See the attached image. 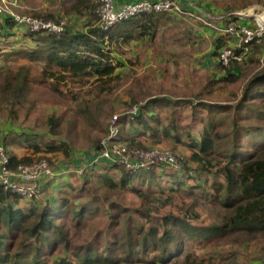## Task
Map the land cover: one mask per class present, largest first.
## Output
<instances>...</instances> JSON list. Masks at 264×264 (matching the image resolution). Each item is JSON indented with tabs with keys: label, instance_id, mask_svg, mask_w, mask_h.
Instances as JSON below:
<instances>
[{
	"label": "trees",
	"instance_id": "obj_1",
	"mask_svg": "<svg viewBox=\"0 0 264 264\" xmlns=\"http://www.w3.org/2000/svg\"><path fill=\"white\" fill-rule=\"evenodd\" d=\"M65 1V7L60 11L48 8L27 12L37 18L66 20L65 30L61 33L24 28L26 37L33 42L32 46L12 47V36L20 25L10 13H0V47L8 50L3 53L7 58L16 54V57L31 62H41L43 81L54 88L67 79L80 85L99 81L95 93L98 99L103 94L108 95L111 82L120 77L115 72L123 62L114 55L115 46L154 39L163 19L171 12L140 13L119 20L110 29L104 30L97 25L100 0ZM179 4L183 12L190 9L210 32L207 36L213 40L212 56L216 68L208 73L211 81L245 78L240 99L229 104L205 101L201 92L195 99H169L157 95L142 102L139 113L134 117L122 115L119 118L120 139L124 136L122 141L129 147L150 148L138 141V137L142 136H163L179 143L186 136V145L191 153L180 158L183 161L181 172L161 165L157 170L133 173L117 164L100 168L102 172L95 174L96 170L85 171L88 174L86 182L90 181V176H97L108 188L136 194L140 207L128 208L123 202L113 201L111 206L114 211L110 212L107 227L98 229L92 239L82 244L74 240L70 223L77 231L82 230L88 224L85 219L99 210L93 202L78 205L71 201L76 198L75 195H61L52 199H49L50 196L41 205L37 199L24 198L0 185V264H206V257L196 252L194 244H211L234 233H242L249 238L264 234V39L259 44L250 45L253 56L247 54L242 61L231 59L228 65H224L220 60L221 52L231 47L235 40L225 30L233 18H201L199 15L202 13L189 1L179 0ZM197 6L213 16L229 12H217L203 4ZM74 18H86L87 22L79 28L75 26ZM213 26L220 30L216 31ZM199 33L205 37L204 32ZM252 66L255 70L252 69L254 72L249 76L247 71ZM28 71L24 65L16 72L7 66L2 90L26 94L34 85ZM52 78L55 81L52 82ZM207 86V93L213 92ZM93 90L91 88L89 92ZM73 99L78 100L79 96L74 93ZM136 101L141 102L132 97L126 103ZM188 108L197 110L193 113V120H199L201 130L194 127L192 130L190 124H183L182 118L177 117L182 109ZM106 111L104 109L103 113ZM163 111L169 112L166 125L160 119ZM107 114L112 115V111ZM58 121L59 117L50 119L52 137L60 134L55 130ZM126 130L128 134H125ZM15 132L12 130L0 137V145L8 148L17 143L26 149L24 154L9 149L12 167L47 159L55 168L53 165L56 162L50 155L61 152L67 162L56 166V175L43 184L44 193L45 188L54 182L62 186L61 182L65 181L66 190L76 188L71 181L67 182V178L80 156L78 151L72 149L69 143L59 141L61 139ZM148 132H152V136ZM158 177L170 182V187L163 186ZM137 182L147 185L146 190H142L144 187ZM178 188L197 193L208 201H216L226 214L217 224L202 223L194 203L184 208L176 205L174 198L165 199V194L178 192ZM78 189L84 191L83 185ZM169 203L171 208L168 209ZM128 211H135L142 220L128 222L122 228L120 215ZM112 227L119 229L112 233L109 230ZM220 254L218 258L210 256L208 264H237L234 253L228 256Z\"/></svg>",
	"mask_w": 264,
	"mask_h": 264
},
{
	"label": "rangeland",
	"instance_id": "obj_2",
	"mask_svg": "<svg viewBox=\"0 0 264 264\" xmlns=\"http://www.w3.org/2000/svg\"><path fill=\"white\" fill-rule=\"evenodd\" d=\"M63 1L65 0H6V3H1V5L4 9L3 13L8 14L9 11H12L20 15L32 16L27 12L33 9L51 8L60 11L65 7ZM184 1L194 2L197 5L203 4L217 12L233 10L243 11L241 13L248 15L250 10V13H264V0ZM65 2L68 4L67 1ZM170 13L169 16L163 17V22L154 39L132 41L128 44L115 46V48L112 46L114 55L123 64L115 72V74L119 73L120 77H116L111 82L109 94L101 95V99L95 98L99 81L80 85L77 81L67 79L58 83L59 87L55 86L54 88L51 84H47L48 82L43 81L41 62H31L20 58V56L16 57V54L9 55L11 57L7 58L5 57L7 55L3 53L8 50L0 47V137H4L12 130L16 131L15 133H29L30 136H34L31 134L35 133L55 140L61 139L59 141L69 143L72 149L78 151L80 155L71 168L73 170H70L71 175H78V177L68 178L76 188L66 190L65 182H61L62 186H58L54 182L52 186L45 188L43 196L37 199L43 205L50 196L49 199L54 196L68 195L72 197L75 195L76 198L71 200L73 203L81 205L93 202L99 208L95 215L85 219L88 224L83 226L82 230L77 231L70 223L73 238L78 243L82 244L92 239L98 229L107 227L111 217L110 212L114 211L111 206L113 201L123 202L128 208L140 207V199L136 194L130 191L120 192L118 188H108L101 183L97 176H90V181L87 180V182L85 179L88 177L85 171L94 169L90 167L93 150L108 130L109 120L115 113H122L131 105L126 103L130 101V98L135 97L138 101L144 102L157 95H164L169 99L177 97L195 99V96L201 92L204 93L202 99L205 101L231 104L239 100L242 95L245 83L243 77L237 81L221 80L215 83L211 81L212 77L208 73L210 71L212 73L216 69L215 59L212 56L214 45L211 36H207L210 35V32L203 27V23L191 13L190 9L180 15ZM194 13L196 14L195 11ZM73 22L76 27L81 28L87 19L74 18ZM23 30L20 29V32L24 34L23 37L21 33H18V30L12 36L11 43L14 44L12 47L26 46L22 45L23 41L26 43L31 41L33 44L32 40L28 39L29 37L26 38V29ZM199 32H204L205 37L201 36ZM247 54L253 56V51L250 49ZM249 55L248 57H250ZM22 65L28 67V74L34 85L28 89L26 94L22 95L4 92L1 84L4 80L6 67L10 66L16 72ZM252 69L255 70L252 66L247 71V73L250 72L249 76L254 72ZM53 81L55 78H52ZM206 86L208 89L212 88L213 92L207 93ZM91 88L94 89L93 92H89ZM74 93L79 96L78 100L73 99ZM104 109L107 110L105 114L103 113ZM87 110L88 112H86ZM110 110L112 115L108 116L107 113ZM185 110L182 109L178 114L182 118L181 121L183 122L184 119L185 123L192 126V130L194 128L201 130L199 120H193V113L197 110L194 108ZM168 115V111L162 112L160 119L163 123L169 121ZM54 116L59 117L55 130L60 134L52 137L49 124L50 119ZM185 138L187 137L182 138L180 143L162 140L159 146L175 151L179 158H185L191 153ZM8 148L15 149L20 154L26 152V149L17 143L9 145ZM50 156L56 162V165H53L55 168L67 162L61 152ZM181 162H183L182 159ZM76 168H83L84 175L80 176V173L76 172ZM158 180L162 181L163 186L170 187V182H165L160 177ZM137 184L144 187L142 190H146L147 185L143 186L139 182ZM80 185H83L84 191L78 189ZM53 188L54 190H52ZM92 195L95 196L92 197ZM164 196L167 200L174 198L176 205H181L184 208L194 203L200 214L199 220L204 224H217L226 214V211L216 201H208L197 193L193 194L180 188H178V192H170ZM167 205L168 209L171 208L170 203ZM120 216L122 228L126 227L128 222L135 223L142 220L135 211L124 212ZM118 229L112 227L109 230L113 233ZM194 248L201 256L206 257V264L209 263L210 256L218 258L220 253L226 256L234 253L237 264H264V234L249 238L242 233H234L223 240H215L211 244H194Z\"/></svg>",
	"mask_w": 264,
	"mask_h": 264
},
{
	"label": "built area",
	"instance_id": "obj_3",
	"mask_svg": "<svg viewBox=\"0 0 264 264\" xmlns=\"http://www.w3.org/2000/svg\"><path fill=\"white\" fill-rule=\"evenodd\" d=\"M97 8L99 28L108 30L117 21L132 17L140 13L171 11L176 14H183V7L179 0H135L118 4L117 0H100ZM6 0L0 1V13L4 11L1 5ZM192 7L202 13L200 17L207 16L212 19L221 20L225 17L233 18L228 28L235 39L231 47L222 50L220 60L224 65H228L231 59L242 61L250 50L253 43L259 44L264 39V13L245 14L237 11H229L225 15L213 16L200 9L195 3H190ZM8 12V11H7ZM18 25L29 29L30 31H45L61 33L65 30V19H45L28 15H20L9 11ZM202 18V17H201ZM247 21V22H246ZM216 31L220 29L213 26ZM142 102L132 103L122 113H115L109 120L108 130L101 137L96 149L93 150V157L90 167L97 169L106 168L107 165L114 164L123 166L130 172L157 170L161 165L173 168L181 172L182 162L178 155L170 150L159 147L150 148H131L120 140L119 118L122 115L134 117L139 113ZM88 168V167H87ZM84 169H78L83 171ZM56 169L53 168L47 159H40L31 163H20L14 167L10 165L9 148L0 145V185L6 190H10L27 199H39L43 193V184L45 181L56 175Z\"/></svg>",
	"mask_w": 264,
	"mask_h": 264
},
{
	"label": "crops",
	"instance_id": "obj_4",
	"mask_svg": "<svg viewBox=\"0 0 264 264\" xmlns=\"http://www.w3.org/2000/svg\"><path fill=\"white\" fill-rule=\"evenodd\" d=\"M18 1V0H17ZM128 1H135V0H117V3L120 5V4H122V3H125V2H128ZM20 29H24V27H19V29H17L18 30V33H21L20 32ZM24 31V30H23ZM23 33H21V36L23 37ZM26 38H28V37H26ZM29 40H31L30 38H28ZM29 44H31V41L30 42H25V41H23V43H22V45H29ZM14 45V44H13ZM33 44H31V45H29V46H32ZM14 48H18V47H14ZM141 102H144V101H141ZM186 111V110H185ZM177 117H179V115H177ZM168 118V117H167ZM168 123V122H167ZM167 123H163L164 125H166ZM183 124H185V125H189L188 123H185V121H184V119H183ZM129 128V127H128ZM130 129V128H129ZM128 129V132L130 131ZM128 132H127V130H126V132H125V134H128ZM131 132V131H130ZM121 135V134H120ZM148 135H150V136H152V132H148ZM123 138H124V136H122ZM123 138H122V140H123ZM121 140V139H120ZM121 140V141H122ZM162 140H169V141H173L172 139H167V138H164L163 136H159V137H155V136H152V137H150V138H148V137H144V136H142V137H138V141H141V142H144V143H146L147 144V146H149V147H161V146H159L160 145V142L162 141ZM122 142H124V141H122ZM125 143V142H124ZM127 144V143H126ZM155 144H158V145H155ZM80 169V168H79ZM95 169V168H94ZM91 169V171H95L96 170V172H97V170L99 171V172H102L100 169ZM76 172H78V173H80V176H83L84 174H83V172L82 171H78V169H76ZM114 174L116 173V171H114L113 172ZM78 177V175H71L70 176V178L72 179L73 177ZM75 177V178H76ZM71 179H68L67 178V182L69 183L70 181L69 180H71ZM65 182V181H64ZM71 183L73 184V182L71 181ZM81 183H83L82 181H81ZM53 184V183H52ZM74 188V187H73ZM50 191V190H49Z\"/></svg>",
	"mask_w": 264,
	"mask_h": 264
}]
</instances>
